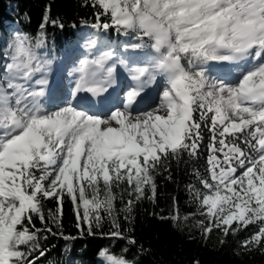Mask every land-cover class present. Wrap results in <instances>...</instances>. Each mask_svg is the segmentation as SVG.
<instances>
[{
	"label": "snow or ice",
	"instance_id": "obj_1",
	"mask_svg": "<svg viewBox=\"0 0 264 264\" xmlns=\"http://www.w3.org/2000/svg\"><path fill=\"white\" fill-rule=\"evenodd\" d=\"M91 6L92 29L131 32L139 42L130 47L153 54L129 69L133 84L122 107L97 114L67 98L46 107L47 80L34 77L49 62L36 55L30 35L10 38L0 64V264H38L48 252L40 234L52 233L49 221L61 227L66 196L81 235L95 234L106 215L112 227L102 234L135 244L121 230L115 201L126 221L138 202L155 201L159 170L184 153L197 157L205 129L207 167L195 172L202 189L188 186L204 217L197 227L207 237L213 229L226 236L255 225L243 246L264 244V0H91ZM49 22L57 23L45 15L41 30ZM43 40L41 31L36 46ZM111 55L83 59L70 96L107 91ZM210 62L233 64L240 74L235 81L211 77ZM157 76L165 80L159 103L139 110L138 97ZM47 199L56 200V209L46 219ZM167 218L189 217L181 218L174 203ZM98 254L110 264H134L107 248Z\"/></svg>",
	"mask_w": 264,
	"mask_h": 264
},
{
	"label": "trees",
	"instance_id": "obj_2",
	"mask_svg": "<svg viewBox=\"0 0 264 264\" xmlns=\"http://www.w3.org/2000/svg\"><path fill=\"white\" fill-rule=\"evenodd\" d=\"M96 10L91 6V0H0V42L5 50L16 31L26 33L33 38L34 51L42 62L77 47L91 49L88 46L90 39H96L95 47L99 53L119 48L123 49L124 55L134 51L135 63L140 65L153 54L151 49L130 47L139 42L131 32L125 34L115 28L108 31L92 29L90 25L94 22ZM45 15L49 21L57 23H46L41 30ZM41 31L44 40L36 46L35 41ZM202 134L204 139L199 155L189 158L184 153L179 160L171 159L167 170H159L155 201L145 198L138 202L131 220L124 219L120 199L115 201L121 230L127 237L134 238L135 244H130L128 239L103 235L112 227L106 215L102 228L96 229L95 234L89 235L85 230L81 235L76 227L75 207L66 196L61 227L57 228L49 221L52 233L40 234L39 243L48 252L38 264H102L98 253L104 248L109 249L112 255H123L134 264H194V261H199V264H264V244L245 248L242 243L256 230L255 225L226 236L221 230L213 229L207 237L197 227V221L204 217L200 215L188 186L202 189L195 172L198 170L203 174L206 171L210 133L205 129ZM114 191L119 192L118 189ZM174 203L181 218L188 216L187 220L174 222L167 218L172 214ZM55 209V199L42 201L46 219L48 211ZM33 219L37 228L43 227L35 214ZM45 236L47 239L43 238ZM64 236L75 239L65 240Z\"/></svg>",
	"mask_w": 264,
	"mask_h": 264
},
{
	"label": "rangeland",
	"instance_id": "obj_3",
	"mask_svg": "<svg viewBox=\"0 0 264 264\" xmlns=\"http://www.w3.org/2000/svg\"><path fill=\"white\" fill-rule=\"evenodd\" d=\"M17 32L18 31H16L15 33H17ZM4 48H5L4 45L2 44V42H0V64H3V62H4L3 56H2V53L4 52ZM91 49H85L84 47H77L76 49L72 50L71 52L62 53L59 56V58L57 55H52L50 61H48L49 63L46 64V70L47 71L46 72L41 71V72L36 73L34 79H40L43 77L44 79L47 80V84L54 85L55 83L53 81H51L53 79L52 76L55 74V72L59 73L62 70V76H61L62 78L59 77L57 79V82H61V80H62L67 85V90L65 91L64 95H62L65 98L55 97L56 99L52 100V95H49V96L46 95L44 98H42V102L45 103L46 107L49 104H52V105L59 104L62 100L66 99V98L72 99V97L70 96V91L72 89V86L74 85L73 82L77 81L78 76H80V73L77 72L76 69L79 68L80 62L83 59H85L86 57L89 60H92V59H95V58L102 56V54H104V53L112 52L111 57L105 62V68L113 67V66L115 67V71L112 74L113 81H117L119 78H124L125 83L130 82L131 76L129 75V69L136 67V65L133 64L134 63L133 58L135 57L134 51L127 53V55L125 56L122 48H119L116 51L111 50V49H107V51L101 52V53H99L97 47H95V46L91 47ZM121 61H123V63ZM129 62H131V63L129 64ZM220 66H224L223 71H220L223 68H219L220 69L219 71L221 74L220 73L218 74L219 71L214 72ZM60 67H62L63 69L62 68L60 69ZM209 69H210L209 71L212 72L213 77L222 78V79H226L229 81H235L240 74V69H238L235 65L228 64V63L210 62V68ZM225 69H228V70H225ZM93 71H95V67L93 68ZM105 75H106V73H104V72H98L97 73V77L99 79H103ZM164 83H165V81L163 79V84H160L161 88L156 90L157 93L155 94V99L157 100V102L149 104V105H147L144 108H141L139 110L148 111V110H151V108H155L157 106V104L159 103V93L162 91V89H163L162 86L164 87ZM110 86H111V84L110 85H108L107 83L105 84V87L107 89H109ZM123 87H125V86H123ZM126 87L127 88L126 89L123 88L124 90L122 91V93H120L121 96H120L119 100H120L121 106H122L121 101L124 99L125 93L127 92L129 85L127 84ZM51 91H52V89H51ZM101 93H103L102 96H104L105 94H107V91L101 92ZM93 96H94V94H93ZM103 98L104 97H102V100H103ZM102 102H105V101H102ZM112 109H110V110H112ZM105 264H107V263H105Z\"/></svg>",
	"mask_w": 264,
	"mask_h": 264
},
{
	"label": "bare ground",
	"instance_id": "obj_4",
	"mask_svg": "<svg viewBox=\"0 0 264 264\" xmlns=\"http://www.w3.org/2000/svg\"><path fill=\"white\" fill-rule=\"evenodd\" d=\"M219 68H223V69H219ZM210 70V69H209ZM223 71L224 70V66H220L217 68V70H215L214 72H218V71ZM228 70V69H225ZM220 71L218 72V74L220 73ZM221 74V73H220ZM209 75L211 77L212 76V72L209 71ZM62 76V71H60L59 73H56L52 76V80L55 84H47L46 85V93L47 95H52V100L56 99L55 97H61V98H65L64 93L67 90V85L64 83V81L61 80V82H57V79ZM224 78V77H223ZM79 79V76H78ZM163 77L162 76H157L156 79L152 82V83H148L144 86V91H146L144 94L143 92L141 93V96L138 97V101L139 103L135 105V107H137L138 109L144 108L145 106L155 103L157 102V100L155 99V94L157 93L156 90H158L160 87V84H163ZM56 81V82H55ZM165 81V80H164ZM76 84V83H75ZM75 84L73 85L72 89L75 88ZM124 84V85H123ZM131 86L133 84L132 80H130L129 83H125V79L124 78H119L117 81H113V83H111V86L109 89H107V94H105L104 96H102L103 93H99L98 95H94L91 92L88 91H80L76 94L75 97H72V100H74V103H78L80 107L90 111L91 113H102V112H107L110 109H112L114 106H119L122 107L120 105V93H122V91L124 89H126V85ZM125 86V87H123ZM112 87V88H111ZM124 88V89H123ZM163 88V86H162ZM52 89V91H51ZM129 90V88L127 89V91ZM46 95V94H45ZM103 100H102V97ZM90 100L94 106L93 107H89L87 104H84V102H82V100ZM105 101V102H102Z\"/></svg>",
	"mask_w": 264,
	"mask_h": 264
}]
</instances>
